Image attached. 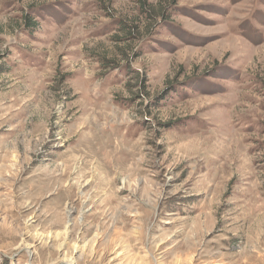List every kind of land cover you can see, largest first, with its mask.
Segmentation results:
<instances>
[{
  "label": "rangeland",
  "instance_id": "obj_1",
  "mask_svg": "<svg viewBox=\"0 0 264 264\" xmlns=\"http://www.w3.org/2000/svg\"><path fill=\"white\" fill-rule=\"evenodd\" d=\"M0 264H264V0H0Z\"/></svg>",
  "mask_w": 264,
  "mask_h": 264
}]
</instances>
